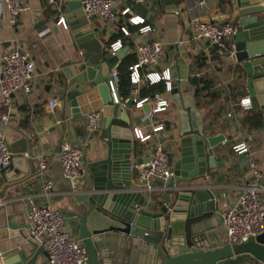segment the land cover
<instances>
[{"label": "crops", "instance_id": "1", "mask_svg": "<svg viewBox=\"0 0 264 264\" xmlns=\"http://www.w3.org/2000/svg\"><path fill=\"white\" fill-rule=\"evenodd\" d=\"M64 1L67 0H23L22 11L16 23L11 24L6 18L0 0V59L5 52L17 45L30 54L35 64L31 89L28 93H14L6 123L1 120L3 109L0 108V137L5 139L7 136L17 149L26 147L24 155L16 153L8 167L0 173L1 254L22 246L30 247L27 239L41 246L40 238L31 235V223L27 213L32 204H49L52 208L61 210L65 215V229L72 236L79 238V222L85 208L76 201L75 196L87 192L93 184L85 147L82 157L84 170L75 192L71 190L63 176L60 165L59 143L63 139H68L83 146L78 133H88L85 127L88 110L103 107L96 87H87L81 92L78 100L81 119L73 120L70 117L71 107L66 100L64 82L66 73L70 74L72 64L78 60L80 49L75 38L77 33L69 28L65 17L62 14H58L55 19L52 17L54 8ZM198 1L145 0L143 3H135L133 0H119L114 11L119 13L124 6H129L131 15L144 18V23L151 27V30L146 32H139L137 26L129 24L123 17L115 23H108L96 16L89 17L88 21L90 27L96 30L94 32L96 38L105 42L107 48L117 40H120L122 47L127 48L118 58L116 65L129 54L135 55L136 60L135 51L139 44L151 41L164 44L162 59L158 65L149 67L147 71L158 72L159 69L168 66L171 70L170 83H175L174 87L166 90L164 84L161 92L156 91L151 96L145 93L150 85L146 82L132 84L128 92L117 89L122 101L130 94H134L135 104V101L152 97L156 93L168 102L166 110L150 119H142L143 114L149 109L144 111L142 107L135 108L133 104L131 117L126 121L130 136L128 144L137 149L134 156L143 161L151 156L155 145H162L167 151L169 164L173 169L181 157L180 140L183 130L190 128L191 125H202L206 136L222 134L224 139L213 147L216 159L214 171L192 182L213 194L216 216L222 220L221 213L225 208L237 207V199L247 180L249 158L257 162L264 180V113L252 105L247 110L240 109L237 105L240 97L248 95L245 78L240 73V63L237 60L231 61L226 52L213 47L208 48L202 40L190 39V23L194 18L206 19L213 14L221 16L226 14L230 15L231 21L230 2L219 5V0H205V5L201 7L198 6ZM59 18L64 20L66 28L57 24ZM41 19L45 21L46 26L36 28ZM122 26L127 28V35L121 30ZM179 41H183V45L178 48ZM176 49L183 63L176 64ZM199 55L204 56L205 65L197 68L196 57ZM188 68L191 77L197 81L196 85H199V78L208 72L213 82L211 89L218 86L224 90L210 92V89L206 91L208 94L204 92V95L195 96L194 92L192 95L187 84L180 86L179 80ZM196 85H192L193 90ZM51 98H57L54 110L48 106ZM145 104L150 108L148 103ZM120 115H124L123 111ZM255 117L261 120L258 127H254ZM104 120L114 122L112 115L102 113L100 128L104 126ZM155 124H162L163 128L157 132L151 131ZM137 126L141 127L144 134L151 133L152 137L142 142L137 140L133 134V129ZM100 132L102 131L97 129L87 135L92 136V141L96 142L99 141ZM242 142L248 146V152L237 155L231 146ZM91 154L93 156L92 152ZM131 157L133 158V152ZM40 160L45 161L46 167L38 176L37 164ZM25 165L29 169L26 174L23 173ZM18 176L22 177L18 179ZM9 177L17 179L9 182ZM47 180L52 183V191L48 194L42 189L43 183ZM135 181L138 182L137 176ZM133 188L142 192L144 200L141 208L144 210L151 209L153 205L159 206L175 201L176 191L158 180L150 182V189L145 184H133ZM9 223L14 228H10ZM112 223L114 222L107 213H98L94 209L86 215V226L90 230H103ZM225 236L224 234L222 238L225 239Z\"/></svg>", "mask_w": 264, "mask_h": 264}, {"label": "water", "instance_id": "2", "mask_svg": "<svg viewBox=\"0 0 264 264\" xmlns=\"http://www.w3.org/2000/svg\"><path fill=\"white\" fill-rule=\"evenodd\" d=\"M81 2L64 1L52 12L54 19L62 14L69 28L76 31L80 49L78 60L72 64L70 74L66 73L64 82L70 117L81 119L80 94L87 87H96L103 104L102 113L114 119V122L104 120V126L98 128L102 131L99 141L93 142L88 133H78L88 152L87 164L93 175L92 188L75 196L85 208L78 230V237L87 250L84 264H264V233L242 243L226 242L222 238L226 234L225 226L216 216L213 194L192 184L214 171L213 147L224 139L222 134L206 136L202 125H191L183 130L181 157L173 166L174 175L167 181L157 179L176 191L175 201L153 205L149 210L141 208L144 196L133 184L145 183L134 182L133 166L143 160L134 156L137 149L128 144L130 136L126 123L131 117L135 96L130 94L122 101L116 91L115 101L108 84L112 68L117 66L118 58L127 48L112 53L110 45L107 48L105 42L98 40ZM230 11L240 73L245 78L251 105L264 113V2L230 0ZM44 26L45 21L41 19L36 28ZM176 52V64L183 63L177 49ZM179 80L180 86L187 84L194 95L192 85L197 81L191 77L189 68ZM174 86L175 83H170L171 88ZM221 90L224 88L216 86L210 92ZM142 109L147 111L149 106L143 104ZM122 111L124 115H120ZM5 140L13 156L16 153L24 155L25 146L17 149L7 136ZM148 160L149 157L143 162ZM28 171L25 165L23 173ZM17 178L9 177L8 181ZM92 209L107 213L114 223L103 230L88 229L86 215ZM237 209H241L239 205ZM9 227L14 228L10 223ZM27 244L30 247L14 248L2 254L0 264H49L43 246L31 239H27Z\"/></svg>", "mask_w": 264, "mask_h": 264}, {"label": "built area", "instance_id": "3", "mask_svg": "<svg viewBox=\"0 0 264 264\" xmlns=\"http://www.w3.org/2000/svg\"><path fill=\"white\" fill-rule=\"evenodd\" d=\"M119 0H82V10L89 17H99L108 23H115L120 17L125 18L131 25L137 26L139 32L151 30L148 24L144 23V18L138 15H131V8L124 6L119 13L114 11ZM135 3H143L145 0H133ZM6 18L11 24H15L23 8V0H2ZM198 6L203 7L205 0H199ZM230 15L221 16L213 14L209 18H194L190 23V39L202 40L207 47L217 48L226 52V56L231 61H236L235 43L232 37L235 34V26L230 21ZM127 18V19H126ZM57 24L66 28L62 18ZM124 34H128L127 28L122 26ZM183 41L177 43V47H182ZM120 40L110 44L111 52L120 49ZM136 60L129 67V78L131 84H155L164 82L166 90H170L171 70L167 66L159 71L147 69L158 65L164 54V44L159 41H151L139 44L135 51ZM0 108L3 109L1 120L8 121L9 109L14 93H28L31 89V80L35 73V64L30 54L14 45L5 52L0 59ZM118 71L114 67L110 73L108 84L115 101L118 86ZM148 103L150 108L143 114L142 119H150L155 114L166 110L168 102L159 94L152 97H144L135 101V108H141ZM57 105V98H51L48 106L54 110ZM238 107L243 110L251 108V99L248 95L240 97L237 101ZM102 109L88 110L85 118V127L88 133L95 132L101 122ZM163 128L162 124L152 126L153 132ZM134 137L139 141H146L152 137L151 133L144 134L141 127L133 129ZM231 149L237 155L248 152L245 143H236ZM13 151L3 137H0V173L4 171L11 162ZM83 146L68 139H63L59 143V157L63 176L68 182L72 191L75 192L77 183L82 175L84 166L82 157ZM46 167L44 160L37 164V175H41ZM137 180L144 182L150 189V182L162 179L167 181L174 173L169 164L167 151L162 145L153 147L151 156L146 162H140L133 166ZM262 172L253 158L247 160V180L243 190L237 199V207L225 208L221 213V221L225 226L226 242L230 244L245 242L250 237H256L264 233V182ZM43 191L48 194L52 191V183L47 180L42 185ZM28 219L31 223V235L40 238V244L47 254L49 264H84L87 259V250L79 238L72 236L65 229V215L61 210L52 208L49 204H32L28 210ZM0 257L2 254L0 252Z\"/></svg>", "mask_w": 264, "mask_h": 264}, {"label": "trees", "instance_id": "4", "mask_svg": "<svg viewBox=\"0 0 264 264\" xmlns=\"http://www.w3.org/2000/svg\"><path fill=\"white\" fill-rule=\"evenodd\" d=\"M223 2H227L229 4V0H219V5ZM135 61V55L133 54H129L124 56L117 64V71H118V86L117 89L119 91H125L128 92L129 89L131 88L132 84L130 82V78H129V70L128 67ZM205 65V58L203 55H199L196 57V66L197 68H200L202 66ZM198 85V84H197ZM195 87V96H199V95H204V94H208L206 93V91L208 92L212 85V79L209 77L208 72L205 73V75H203V77L199 78V85ZM164 89V83L158 82L155 84H150L149 87H147V92H145L146 94H149V96H151L154 92L156 91H162ZM205 92V93H204ZM204 93V94H203ZM142 94H144L142 92ZM256 118V122L254 123V127H258L261 125V120L258 117ZM252 122V121H251Z\"/></svg>", "mask_w": 264, "mask_h": 264}, {"label": "rangeland", "instance_id": "5", "mask_svg": "<svg viewBox=\"0 0 264 264\" xmlns=\"http://www.w3.org/2000/svg\"><path fill=\"white\" fill-rule=\"evenodd\" d=\"M264 182V180H262Z\"/></svg>", "mask_w": 264, "mask_h": 264}]
</instances>
